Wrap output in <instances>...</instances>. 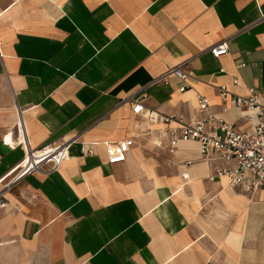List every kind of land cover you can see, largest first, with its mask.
<instances>
[{
  "label": "crops",
  "instance_id": "0c3cea01",
  "mask_svg": "<svg viewBox=\"0 0 264 264\" xmlns=\"http://www.w3.org/2000/svg\"><path fill=\"white\" fill-rule=\"evenodd\" d=\"M178 64L185 81H156ZM221 86L264 104V0H0V264H264V192L209 180L223 162L195 141L170 151L197 95L250 128ZM18 118L30 148L69 144L57 169L11 179ZM120 140L110 164L104 142Z\"/></svg>",
  "mask_w": 264,
  "mask_h": 264
},
{
  "label": "built area",
  "instance_id": "2783aa9c",
  "mask_svg": "<svg viewBox=\"0 0 264 264\" xmlns=\"http://www.w3.org/2000/svg\"><path fill=\"white\" fill-rule=\"evenodd\" d=\"M226 52L227 44L223 41L209 48V53L213 58H218ZM170 76L185 81L187 73L183 69V64L168 68L156 81L167 83ZM236 81L237 79H233V82L236 83ZM185 86L186 84L183 83L178 89L182 91ZM218 95L222 100L227 99L231 106L243 109L244 117L250 122V128L240 130L225 120L215 117L208 111L207 98L197 95V116L194 120L181 123L177 128L167 131L170 151L179 141H195L203 159L223 162L222 165L212 168L208 175L209 180L224 176L231 186H245L246 189L259 188L264 192V104L258 101V94L253 89H249L248 95L240 96L230 93L221 86L218 88ZM131 107L134 113L141 112V101L132 100ZM148 117L153 118L154 116L150 112ZM160 119L169 122L176 119V116L161 115ZM4 142L9 146L21 145L24 149V157L15 168L12 180L39 171L46 164H48V170H55L68 155L69 144L67 142L46 143L36 149L30 148L24 124L19 118L15 124L14 140L8 142L4 139ZM128 143V140L104 142L107 162L114 164L123 161ZM86 153L90 154L91 151L86 150ZM181 175L182 178H187L185 171ZM6 204L1 188L0 209L5 208Z\"/></svg>",
  "mask_w": 264,
  "mask_h": 264
},
{
  "label": "bare ground",
  "instance_id": "6f19581e",
  "mask_svg": "<svg viewBox=\"0 0 264 264\" xmlns=\"http://www.w3.org/2000/svg\"><path fill=\"white\" fill-rule=\"evenodd\" d=\"M6 139H7V141H11V137H10V135L8 134V135H6Z\"/></svg>",
  "mask_w": 264,
  "mask_h": 264
}]
</instances>
